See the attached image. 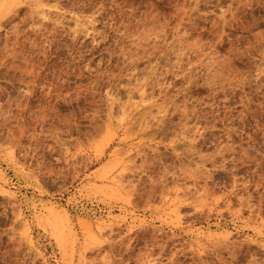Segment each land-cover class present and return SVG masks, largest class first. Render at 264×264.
Here are the masks:
<instances>
[{"label": "rangeland", "instance_id": "374dc122", "mask_svg": "<svg viewBox=\"0 0 264 264\" xmlns=\"http://www.w3.org/2000/svg\"><path fill=\"white\" fill-rule=\"evenodd\" d=\"M0 264H264V0H0Z\"/></svg>", "mask_w": 264, "mask_h": 264}, {"label": "bare ground", "instance_id": "6f19581e", "mask_svg": "<svg viewBox=\"0 0 264 264\" xmlns=\"http://www.w3.org/2000/svg\"><path fill=\"white\" fill-rule=\"evenodd\" d=\"M144 120V119H143ZM144 123V122H143Z\"/></svg>", "mask_w": 264, "mask_h": 264}]
</instances>
